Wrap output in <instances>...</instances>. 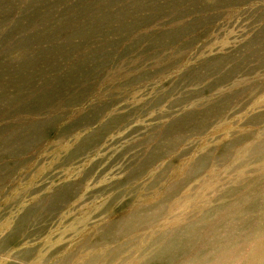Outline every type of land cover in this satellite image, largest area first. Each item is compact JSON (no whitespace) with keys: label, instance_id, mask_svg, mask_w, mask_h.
<instances>
[{"label":"rangeland","instance_id":"374dc122","mask_svg":"<svg viewBox=\"0 0 264 264\" xmlns=\"http://www.w3.org/2000/svg\"><path fill=\"white\" fill-rule=\"evenodd\" d=\"M0 264H264V0H0Z\"/></svg>","mask_w":264,"mask_h":264},{"label":"bare ground","instance_id":"6f19581e","mask_svg":"<svg viewBox=\"0 0 264 264\" xmlns=\"http://www.w3.org/2000/svg\"><path fill=\"white\" fill-rule=\"evenodd\" d=\"M254 228V227H253ZM250 255V254H249Z\"/></svg>","mask_w":264,"mask_h":264}]
</instances>
